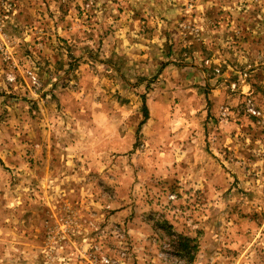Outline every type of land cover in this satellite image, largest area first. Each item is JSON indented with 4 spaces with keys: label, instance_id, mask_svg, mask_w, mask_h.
<instances>
[{
    "label": "rangeland",
    "instance_id": "obj_1",
    "mask_svg": "<svg viewBox=\"0 0 264 264\" xmlns=\"http://www.w3.org/2000/svg\"><path fill=\"white\" fill-rule=\"evenodd\" d=\"M161 76L225 89L229 113L213 127L230 141L153 167L139 128L141 157L91 161L95 192L57 206L65 182H81L67 174L89 166L78 154L103 149L95 104L125 121L173 88ZM31 165L50 167L45 182ZM1 170L7 187H50L33 208L5 210L0 173V264H264V0H0Z\"/></svg>",
    "mask_w": 264,
    "mask_h": 264
},
{
    "label": "crops",
    "instance_id": "obj_2",
    "mask_svg": "<svg viewBox=\"0 0 264 264\" xmlns=\"http://www.w3.org/2000/svg\"><path fill=\"white\" fill-rule=\"evenodd\" d=\"M161 77H164V79L167 80L168 86L172 84L173 88H167V90L155 89L154 91L147 93L148 99L146 100L145 104L148 111V117L144 122V112L139 111V113H137V110H133L131 114H128L131 115V117L124 121L119 120L121 117H119V113L117 112L118 107H115V105H113L112 103H110V105H108L107 107L103 106L105 105L103 104L104 102H98L99 104H95V112L91 115H88L89 118L87 121L90 122L91 127L94 125L95 127H97V129L99 128L98 130H102V132L105 133L104 140H99V143L100 141L103 142V149H96L93 153L83 152L78 154L79 159H82L85 162L87 161L89 166L86 167V165L84 164V166L82 167L83 169H80L78 174L76 175H74L73 173H69V175L67 174L68 178L72 177L73 180L77 178V181L81 182H77V185L76 183L71 184L69 181H66L65 186L62 188L65 194L63 195V199L61 200V202H59V204H57V206L63 204V208L69 207L70 203H73L72 200H69L71 194L76 193L77 196H79L80 200V194H86L87 192H95V190L97 189L95 187L96 184L90 183L86 179H89L90 175L97 171L95 170V168H100V166L96 164V166L91 167V161L100 162L101 160H103V158H107L106 160L110 161V164L112 165V162L117 160V153L121 151L127 153V156L129 158H138L139 156L141 157V155L146 154V160L148 162H151L152 166L155 167V164H153V162H160L163 160L175 161L176 159L190 161L192 159H196V156L194 155H196V153L198 152H203V146L206 141L210 142L213 145H222L224 139L230 141V139L227 138L224 134L223 130L218 133L213 127V123L219 124L220 122L221 124L222 121L225 120L222 116H227L229 113H223V106L225 102L228 101L230 97H232L231 95H229L228 92H226L225 89L220 87L213 88L207 95L205 94L206 92L204 89H201L198 85H193L192 81L191 83H188V81L190 82L191 77H188L186 79H183V77L181 78L180 81L184 83L183 86L185 87L178 86L179 80L177 79H172L169 76ZM193 78H196L194 82L197 83L200 77L194 76L192 77V79ZM176 80L178 82H176ZM97 94L100 96L103 95L101 94V91ZM182 96L186 98L184 101H181L178 105H172V102H175L173 101L175 97ZM207 96L213 104L212 114L214 115L213 117L209 118V121L207 120V117L209 116V109H206L205 105L203 106L204 102H206L207 100ZM128 108L131 107L129 106ZM83 111L85 112L84 109ZM219 112L221 113V115L218 114ZM135 114H137V121L132 120ZM103 115V119L98 118L99 116ZM141 118L142 120H140ZM205 120H207L206 123ZM87 121H85L84 123H86ZM135 122L138 123L136 124ZM202 122L205 125L208 124V128H206L204 125L202 127ZM227 122L228 121H226V123ZM123 123L127 124L128 130L123 135H120L119 129H122L121 125H123ZM221 126H223V124H221ZM139 128H141L140 131L143 138L142 144L146 149V153H144V151L139 152L141 153V155L137 154L139 151L138 149L137 153H131L136 144L134 138ZM75 140L77 144H80L78 148H82V146H84L83 144L88 143L87 141H85V139L83 140L82 137L77 138ZM68 144L71 143L68 142ZM204 153L207 154L206 152ZM42 157L43 156L41 155L40 158ZM113 157L115 158V160H113ZM45 158L43 157L44 161H46ZM32 166L35 167L36 165H31L30 167ZM45 170L46 173L42 175L37 171L35 167L33 169H30L29 175L34 179L44 178L45 182L46 178L49 177L48 173L50 172V167H45ZM161 171V168L159 170H154L156 175H160L159 172ZM0 173L1 175H4V177H6L4 183V195L1 196L2 199L4 198L3 207L5 208V210L11 211V207L13 208V210H16L15 205H20V208H22L23 206L29 204V202L30 208H33L34 203H38L37 199L39 198V193L45 192V195L49 193L46 188L50 186L47 185L45 187L40 185V187H38L41 188L40 192L36 187H23L21 183L16 184L14 186L9 185V187H7V185L9 184L7 171L1 170ZM122 184L125 185V182H123ZM23 199L26 203L22 202ZM81 202V205H83L88 203V200H82ZM44 207L46 209H53L52 201L47 199L46 205ZM87 208L89 209V206H86L85 209ZM8 221L9 219L2 222V224L10 226L12 224V220L10 222ZM95 222L96 220L93 219V221H91L90 223L95 225ZM88 223L89 222H86V224ZM132 233L130 235H133ZM148 237L149 235H141L140 237L135 236L133 237V239L146 240V238L148 239Z\"/></svg>",
    "mask_w": 264,
    "mask_h": 264
},
{
    "label": "trees",
    "instance_id": "obj_3",
    "mask_svg": "<svg viewBox=\"0 0 264 264\" xmlns=\"http://www.w3.org/2000/svg\"><path fill=\"white\" fill-rule=\"evenodd\" d=\"M147 117H148V111H147V107H146V104H145V105H144V120H143V122L146 121ZM192 259H193V258H191V260H192Z\"/></svg>",
    "mask_w": 264,
    "mask_h": 264
},
{
    "label": "built area",
    "instance_id": "obj_4",
    "mask_svg": "<svg viewBox=\"0 0 264 264\" xmlns=\"http://www.w3.org/2000/svg\"><path fill=\"white\" fill-rule=\"evenodd\" d=\"M104 262L108 263V262H109V260L105 258Z\"/></svg>",
    "mask_w": 264,
    "mask_h": 264
}]
</instances>
